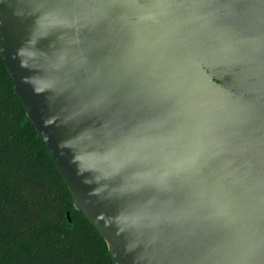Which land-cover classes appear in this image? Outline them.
I'll return each mask as SVG.
<instances>
[{
	"label": "water",
	"instance_id": "95a60500",
	"mask_svg": "<svg viewBox=\"0 0 264 264\" xmlns=\"http://www.w3.org/2000/svg\"><path fill=\"white\" fill-rule=\"evenodd\" d=\"M0 56L113 264H264V0H0Z\"/></svg>",
	"mask_w": 264,
	"mask_h": 264
},
{
	"label": "trees",
	"instance_id": "16d2710c",
	"mask_svg": "<svg viewBox=\"0 0 264 264\" xmlns=\"http://www.w3.org/2000/svg\"><path fill=\"white\" fill-rule=\"evenodd\" d=\"M0 264H113L104 240L74 208L1 56Z\"/></svg>",
	"mask_w": 264,
	"mask_h": 264
}]
</instances>
